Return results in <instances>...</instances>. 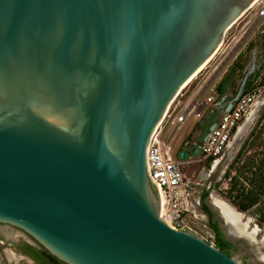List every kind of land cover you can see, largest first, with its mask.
<instances>
[{
    "label": "water",
    "instance_id": "1",
    "mask_svg": "<svg viewBox=\"0 0 264 264\" xmlns=\"http://www.w3.org/2000/svg\"><path fill=\"white\" fill-rule=\"evenodd\" d=\"M252 1L0 0L4 238L64 264H241L161 218L146 148Z\"/></svg>",
    "mask_w": 264,
    "mask_h": 264
},
{
    "label": "rangeland",
    "instance_id": "2",
    "mask_svg": "<svg viewBox=\"0 0 264 264\" xmlns=\"http://www.w3.org/2000/svg\"><path fill=\"white\" fill-rule=\"evenodd\" d=\"M263 8L264 0H261L226 32L221 50L181 91L157 130L164 144L170 145L176 155L183 148L182 142L191 139L198 129L199 121L192 115H189L184 123H178L174 119L184 110L190 98L202 99L214 93L233 97L243 80L246 81L248 90H256L257 107H252L247 128L231 155L221 161L210 175L203 174L210 169L208 162L183 163V170L189 179L190 195L199 201L194 207L196 215L189 217L193 232L207 242L215 243V235L203 209V205L209 204L213 197L224 200L235 211L240 212L241 221L248 220L250 229H257L253 243L237 239L232 240L235 242L227 248L229 255L241 264H263L259 261L252 262L256 254L264 252L259 244V241L264 239V15H258L259 10ZM254 50L261 60V65L255 73L247 77L250 54ZM254 108L255 112L251 114ZM235 178L241 182L240 188L234 186ZM212 209L214 216L218 217L221 223L219 212L215 208ZM20 239L23 240L22 237ZM26 240L32 246L41 248L30 237ZM8 241L0 243V264H37L23 256Z\"/></svg>",
    "mask_w": 264,
    "mask_h": 264
},
{
    "label": "built area",
    "instance_id": "3",
    "mask_svg": "<svg viewBox=\"0 0 264 264\" xmlns=\"http://www.w3.org/2000/svg\"><path fill=\"white\" fill-rule=\"evenodd\" d=\"M258 15H264V8L259 10ZM260 65L261 60L254 50L250 54L246 76L255 73ZM256 99V90H248L246 81L243 80L233 97L214 93L190 102L189 106L174 118L176 122L184 123L187 117L192 115L199 121L198 129L192 138L182 142V150L188 154L184 160L179 159L173 149L170 151L165 149L166 145L159 132L152 133L146 148L147 172L160 200H164L165 216L169 220V226L197 235L190 227L189 217L196 215L194 207L199 201L190 195L189 179L183 170V163L196 161L208 162L211 165L214 161L222 159L238 129L249 117ZM229 104L231 105L227 109ZM211 124L213 126L209 129ZM205 132L207 135L202 139ZM196 148H199V153L194 155Z\"/></svg>",
    "mask_w": 264,
    "mask_h": 264
},
{
    "label": "bare ground",
    "instance_id": "4",
    "mask_svg": "<svg viewBox=\"0 0 264 264\" xmlns=\"http://www.w3.org/2000/svg\"><path fill=\"white\" fill-rule=\"evenodd\" d=\"M261 2V0H253L249 6L247 7V9L243 12L246 13L248 12L250 9L255 8V6H257L259 3ZM242 14V15H243ZM239 19L235 20L234 22L230 23L226 28L225 31L223 33V36L221 38V40L219 41V43L217 44L216 48L214 49V51L212 52V54L202 63V65L193 73V75L180 87L179 91L175 94V96L170 100V102L168 103L165 112L163 114V118L161 119V121L159 122V124L157 125L156 129H155V133H157V130L160 126V123L163 121V119L167 116L171 105L174 103V101L176 100L177 96L181 93V91L186 88L192 81L194 78H196L198 76V74L207 67V65L209 64V62L213 59V57L221 50L222 46H223V38L225 37L226 32L238 21ZM195 99V97L190 98L187 103L185 104L184 108L188 107L190 102H192ZM257 107V103L253 104V107ZM255 112V108L253 109L252 113L253 114ZM250 121V117H248L246 119V121L243 123V125L240 126V128L238 129L236 135H235V141L231 143V148H235L236 144H237V140L238 138L245 132L248 122ZM165 149L168 151L172 150V148L165 146ZM220 160H216L214 161L211 165H210V169L204 171V175H210L211 173H213L218 165L220 164ZM209 205L212 208H215L221 218H222V222H221V230L224 233V235L231 240H237V239H241L244 240L246 243H253L256 240V230L257 229H250L248 227V220L247 221H241L242 220V214L238 211H235L228 203H226L224 200L217 198V197H213L212 200H210ZM160 215L161 218L163 220H165L167 222V224H169V220L168 218L165 216V205H164V200L161 199L160 200ZM244 222V223H243ZM4 234L6 236L9 237H16L19 232L18 231H13L10 228H4ZM260 244V249L264 250V239L262 238V240L259 241ZM260 262L264 264V252H259V254H256L255 257L252 259V262Z\"/></svg>",
    "mask_w": 264,
    "mask_h": 264
},
{
    "label": "flooded vegetation",
    "instance_id": "5",
    "mask_svg": "<svg viewBox=\"0 0 264 264\" xmlns=\"http://www.w3.org/2000/svg\"><path fill=\"white\" fill-rule=\"evenodd\" d=\"M207 205L206 209H204V212L206 213L207 219L209 220V223L215 224L220 231V226H219V219L218 217H215L213 214V209L211 208V206L209 204H204ZM212 229V228H211ZM213 230V229H212ZM221 232V231H220ZM214 233V231H213ZM20 235V233L18 234ZM17 235V236H18ZM0 243H3L4 240H6L3 236V234L0 232ZM21 238V237H20ZM18 239L17 241H8V243L13 244L15 246V248H17V250L23 254V256H26L27 258H29L31 261L37 263V264H56L54 263V261L47 259V257H45L44 255H40L38 253L39 250H41V248H37L32 246L29 242H27L26 240H21ZM223 238L228 241L230 244L232 242H230L229 240H227L224 235ZM215 244V243H214ZM219 248V247H218ZM228 248V247H227ZM227 248H222L221 250L223 252H225L226 254L229 255L228 249ZM220 249V248H219Z\"/></svg>",
    "mask_w": 264,
    "mask_h": 264
},
{
    "label": "trees",
    "instance_id": "6",
    "mask_svg": "<svg viewBox=\"0 0 264 264\" xmlns=\"http://www.w3.org/2000/svg\"><path fill=\"white\" fill-rule=\"evenodd\" d=\"M233 184H234V186L237 185V187H239V188L242 186L241 182L237 178L234 179V183ZM238 197L240 198V196H238ZM203 207H204L203 209H206V207L204 205H203ZM209 225L214 231L215 246L219 247L220 249H222L224 247L225 248L229 247L230 243L223 238L221 232L219 231V228L215 224H212V223H209ZM38 253L40 255H44L45 257H47V259L54 261V263H56V264H64L63 262L57 260L51 254H49L44 248H41V250H39Z\"/></svg>",
    "mask_w": 264,
    "mask_h": 264
}]
</instances>
